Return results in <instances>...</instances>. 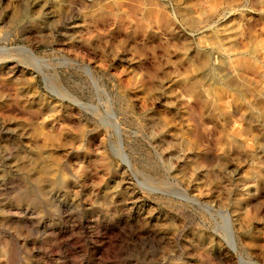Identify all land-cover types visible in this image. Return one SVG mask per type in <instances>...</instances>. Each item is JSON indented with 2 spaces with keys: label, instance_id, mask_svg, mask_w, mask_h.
<instances>
[{
  "label": "rangeland",
  "instance_id": "rangeland-1",
  "mask_svg": "<svg viewBox=\"0 0 264 264\" xmlns=\"http://www.w3.org/2000/svg\"><path fill=\"white\" fill-rule=\"evenodd\" d=\"M0 264H264V0H0Z\"/></svg>",
  "mask_w": 264,
  "mask_h": 264
},
{
  "label": "bare ground",
  "instance_id": "bare-ground-1",
  "mask_svg": "<svg viewBox=\"0 0 264 264\" xmlns=\"http://www.w3.org/2000/svg\"><path fill=\"white\" fill-rule=\"evenodd\" d=\"M31 58H33L34 60H37V61H39V60L42 61L41 58L36 57L34 54H32V57H31ZM85 68H86V67H85ZM68 95H69V94H68ZM69 96H70V95H69ZM72 97H73V96H72ZM75 99H76V98H75ZM74 102H75V101H74ZM76 102H78V101H76ZM76 102H75V103H76ZM78 104H79V106L84 107V108H86V109H90V110H92L93 112L95 111V109H93V108H91V107H89V106H87V105H85V104H83V103L81 104V103L78 102ZM90 110H89V111H90Z\"/></svg>",
  "mask_w": 264,
  "mask_h": 264
}]
</instances>
